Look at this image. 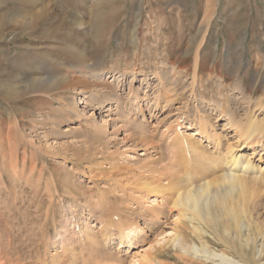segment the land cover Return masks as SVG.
Masks as SVG:
<instances>
[{
    "label": "rangeland",
    "instance_id": "374dc122",
    "mask_svg": "<svg viewBox=\"0 0 264 264\" xmlns=\"http://www.w3.org/2000/svg\"><path fill=\"white\" fill-rule=\"evenodd\" d=\"M242 93L253 108L264 100V0H0L1 251L22 264L70 247L86 264L144 252L155 264H214L171 243L177 211L162 198L130 250L118 226L145 223L144 180L184 166L172 147L192 130L183 116L211 114L226 147L234 132L211 107L245 121ZM255 197L264 227V186ZM87 233L103 246L82 243Z\"/></svg>",
    "mask_w": 264,
    "mask_h": 264
},
{
    "label": "bare ground",
    "instance_id": "6f19581e",
    "mask_svg": "<svg viewBox=\"0 0 264 264\" xmlns=\"http://www.w3.org/2000/svg\"><path fill=\"white\" fill-rule=\"evenodd\" d=\"M34 15L35 13L31 16ZM20 18L24 19L26 16ZM78 25L81 27L83 23ZM164 93H170V90L166 89ZM259 98V101L254 102V108L250 105L251 98L248 100L244 94L234 99V104L239 107L247 103L245 121L237 120V109H228L222 102L219 103L221 108L211 107L214 113L227 117L228 127L234 132L232 136L235 138L229 139L226 147L223 146L222 134L210 132L214 119L211 114L183 116V121L192 130L177 132L172 147H175L177 157L184 166L181 165L180 170L142 182L144 193L153 195V199L151 196L142 203L148 213L147 219L144 224L135 221L128 222L125 226L120 224L119 244L130 242L127 248L130 250L133 238L144 233L147 224L150 225L154 219H160L164 209L157 206L156 201L162 198L166 207L177 211L173 235L169 240L186 254L195 253L194 256L203 257L214 264H259L264 259V227L252 218L253 207L251 208L258 189L264 186V117H260L264 113V100L261 101L263 97ZM8 170H12L14 174L17 172L14 166ZM189 223L192 225V233L199 239L198 246L196 242L192 244L195 240L190 236L192 234L185 231L186 226H190ZM207 230L213 232L227 248L235 251L239 260L225 251L218 253L213 250L205 238ZM97 235H82V243L91 248L103 246ZM1 238L0 236V264H22L21 261L12 260V256L5 253L7 251H1ZM57 243V239L53 241L54 246ZM78 250L70 247L63 254L52 256L50 260L40 258L41 261L33 264H86V261L79 260ZM92 254L98 256L96 252ZM99 256L101 257L100 252ZM154 256L144 252L133 264H155ZM110 258L114 259L113 256Z\"/></svg>",
    "mask_w": 264,
    "mask_h": 264
}]
</instances>
